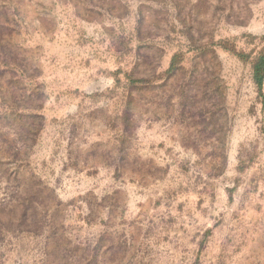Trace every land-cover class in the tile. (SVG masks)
I'll return each mask as SVG.
<instances>
[{"label": "rangeland", "instance_id": "1", "mask_svg": "<svg viewBox=\"0 0 264 264\" xmlns=\"http://www.w3.org/2000/svg\"><path fill=\"white\" fill-rule=\"evenodd\" d=\"M262 51L264 0H0V264H97L98 237L116 264H142V219L92 200L115 172L92 162L104 139L91 114L116 98L154 112L164 78L205 140L216 122L201 116L215 113L242 140V162L263 164L264 82L259 92L252 70ZM163 52L178 55L166 77ZM131 81L142 86L123 89ZM243 192L228 202L222 264H264V171ZM158 253L179 264L185 252Z\"/></svg>", "mask_w": 264, "mask_h": 264}, {"label": "crops", "instance_id": "2", "mask_svg": "<svg viewBox=\"0 0 264 264\" xmlns=\"http://www.w3.org/2000/svg\"><path fill=\"white\" fill-rule=\"evenodd\" d=\"M177 57L175 52H163L158 71L165 77L173 74ZM135 85L142 86V82L131 81L122 87L129 90ZM155 85L157 90H166L161 100L159 96L155 99L154 112H142V99L131 109L125 98H116L107 112L91 114V121L96 122L92 128L104 139L97 141L92 162L115 172L107 181H98L99 190L92 200H97L99 212L109 216L133 218L137 214L142 219V264H162L158 251L164 245L185 252L174 263L222 264L228 202L231 206L242 199L244 186L258 184L264 163L258 158L250 164L242 162L238 147L242 140H233L225 128L221 133L215 113L201 116V120L216 122L205 140L194 124L199 116L186 114L176 84L163 78ZM107 229L106 237H113ZM92 244V249L106 250L107 255L92 252L91 260L119 263L114 244L106 241L103 246L99 237Z\"/></svg>", "mask_w": 264, "mask_h": 264}, {"label": "trees", "instance_id": "3", "mask_svg": "<svg viewBox=\"0 0 264 264\" xmlns=\"http://www.w3.org/2000/svg\"><path fill=\"white\" fill-rule=\"evenodd\" d=\"M253 81L257 86L259 92H261L264 82V51L255 59L252 66Z\"/></svg>", "mask_w": 264, "mask_h": 264}]
</instances>
